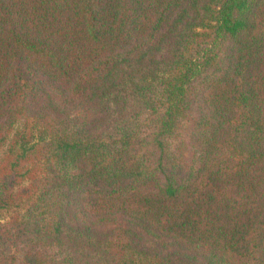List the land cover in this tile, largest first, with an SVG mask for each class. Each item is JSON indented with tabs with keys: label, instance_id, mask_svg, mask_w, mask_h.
I'll return each mask as SVG.
<instances>
[{
	"label": "trees",
	"instance_id": "trees-1",
	"mask_svg": "<svg viewBox=\"0 0 264 264\" xmlns=\"http://www.w3.org/2000/svg\"><path fill=\"white\" fill-rule=\"evenodd\" d=\"M0 264H264V0H0Z\"/></svg>",
	"mask_w": 264,
	"mask_h": 264
}]
</instances>
